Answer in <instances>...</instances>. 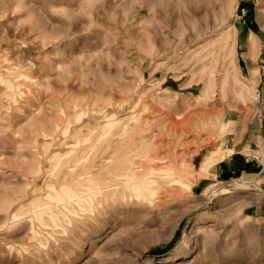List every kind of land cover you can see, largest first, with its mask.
<instances>
[{
	"label": "rangeland",
	"instance_id": "374dc122",
	"mask_svg": "<svg viewBox=\"0 0 264 264\" xmlns=\"http://www.w3.org/2000/svg\"><path fill=\"white\" fill-rule=\"evenodd\" d=\"M0 264H264V0H0Z\"/></svg>",
	"mask_w": 264,
	"mask_h": 264
},
{
	"label": "bare ground",
	"instance_id": "6f19581e",
	"mask_svg": "<svg viewBox=\"0 0 264 264\" xmlns=\"http://www.w3.org/2000/svg\"><path fill=\"white\" fill-rule=\"evenodd\" d=\"M253 33H251V35L249 36L246 45L244 46L245 50L248 52V55L256 52L257 48H258V43L257 40L254 36ZM247 55V54H246ZM254 54H252L253 56ZM248 181V180H247ZM243 183H247V182H243ZM98 189V188H97ZM98 191V190H97ZM85 192L90 193V192H94V189H87Z\"/></svg>",
	"mask_w": 264,
	"mask_h": 264
}]
</instances>
